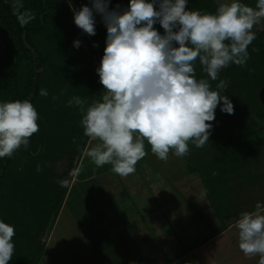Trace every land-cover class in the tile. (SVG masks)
Wrapping results in <instances>:
<instances>
[{
    "label": "clouds",
    "instance_id": "obj_1",
    "mask_svg": "<svg viewBox=\"0 0 264 264\" xmlns=\"http://www.w3.org/2000/svg\"><path fill=\"white\" fill-rule=\"evenodd\" d=\"M109 3L91 0V7L73 9L74 24L83 33L96 35L99 14L107 36L96 69L103 94L91 103L73 96L67 104L82 114L84 135L99 141L87 152L92 163L98 168L111 165L115 174L126 177L147 155L145 141L162 161L170 151L182 158L189 154L190 141L196 148L209 141L218 105L221 112L234 114L233 103L221 94L228 81L220 80L216 90L210 81L230 64L246 65L248 47L256 39L253 29L264 21V0L254 7L230 0L215 13L189 10L188 0H130L127 8L111 10ZM14 9L22 27L35 19L20 0ZM157 23L163 34L154 27ZM73 46L79 48L81 41ZM197 60L207 78H197ZM39 94L47 97L48 91L40 89ZM38 120L27 99L0 102V158L27 147L39 131ZM236 227L239 249L264 264V205L258 202L253 211L242 212ZM14 236V226L0 220V264L12 259Z\"/></svg>",
    "mask_w": 264,
    "mask_h": 264
},
{
    "label": "rangeland",
    "instance_id": "obj_2",
    "mask_svg": "<svg viewBox=\"0 0 264 264\" xmlns=\"http://www.w3.org/2000/svg\"><path fill=\"white\" fill-rule=\"evenodd\" d=\"M215 1L219 4L230 2V0ZM95 20L96 35L81 34L78 39L81 41V46L79 48L71 47L72 67L66 65L65 55L58 48V42L63 38L68 27L74 24L73 19L62 18L60 20V28L54 30L45 45L49 56L42 74V80H46L45 88L43 89L50 92L48 83L51 80H57L61 88L59 87L58 97L53 99L56 100L54 103H50L48 96L40 98V111L42 110V114L45 112L49 114L50 120L42 116L43 120H46L47 124H49V121L52 123V118L56 114L53 111L52 104L57 106L56 116L60 120L59 124L64 134L66 133L64 140L67 144L60 151L68 153L71 163L69 165L68 158L61 156L59 158L55 157L48 165L46 160L49 158L48 156H51L48 155L45 158L22 159L15 164L13 170L14 175L17 176V185L15 183L17 187L15 194L17 197H14V184H12V190L8 188L10 199H3V194L0 193V220L15 228V236L13 237L15 248L9 264H56V261H53L52 253L47 250V252H44V248L49 246L48 244L52 240L49 229L54 225L57 218L54 217L52 221H46V223L41 224V221L45 219V215L44 210L39 208L48 207L49 201L46 196L49 199L57 198L60 191L64 190L66 191V200L70 192L73 194V191L76 190L77 192L72 197V200L78 201L82 207H88L83 193L79 191L82 189L77 187V180L75 179L78 178V166L85 152V149L82 151L77 147L84 142L87 146L90 137L84 135L82 126L81 132H76L75 135V129L81 125L77 116L78 112H76L79 109L77 106H68V113H63L61 102H64V99L68 101L73 96H79L89 101L93 95L96 85L94 81L95 68L83 51L84 43L87 40L93 46L95 45L94 49L96 51L91 56L95 62L94 64L99 67L104 48L106 47L105 40L107 36L106 27L102 23L99 14L95 15ZM253 30L255 33H258L259 30L263 31L264 25L259 24ZM3 49L4 44L0 37V53ZM73 66L77 67L79 71ZM31 69V62L27 60L19 65L17 73L23 76L20 82L21 87L26 85L27 79L25 75ZM5 101H10L9 91L0 88V102ZM218 108H220L219 105ZM222 116L221 114L218 115L220 118ZM248 124L250 125L247 122L244 127H232L230 128L231 130H227V134L216 131L211 132L209 141L202 148H196L190 141L189 154L184 156L183 159L186 162V158H188L192 164H189L190 161L188 164L183 161V169L181 173L179 170L174 173L172 185H166L168 183L162 179L159 180V178L154 180L155 188L153 190L155 194L153 195L139 190L141 194H136L132 197L127 192L130 195V198L128 197V205H124V207L122 206L117 210H125L129 216L132 214L136 221L133 224H137L140 218V225L144 224V227L150 226L149 229L132 228L127 223L129 226L127 231L131 233L134 241V247H131V249H134V264H258L259 256L246 257L239 249L237 228L229 229L216 235L220 230L227 229V226L239 218L242 212L253 211L258 202L264 205V189H260V191L253 189L251 193H248L245 205L243 206L242 203L239 205L238 191L241 187L243 188V185L241 184L240 186L239 183L233 182L232 176L228 179V172L225 170L227 166L231 168L230 162L239 165L240 169L246 170V173H253V160L258 159L264 165L263 124L258 127L248 126ZM236 134L240 135V140H236ZM71 138H74V140ZM226 141L227 144H224ZM97 143L99 141L92 140L90 149ZM230 149H234V151L237 149L234 154L238 153V156L245 151L247 155L240 158L244 159V157H247L245 163L240 164L237 157L230 158L232 154H227ZM45 150L51 152L59 151L48 147ZM77 151H82L79 157L75 154ZM170 152L172 153L173 151ZM170 152L168 156H173ZM151 157L154 160L158 159L155 154ZM153 163L155 165H150L148 162H144L143 165L147 168H154L157 163L156 161H153ZM37 165L40 166L39 171L37 170ZM256 166L254 165V167ZM178 167L176 166L177 169ZM111 174L114 175L115 173L113 171L107 173L108 176ZM260 174H264V169L260 171ZM26 175L33 178L34 181L25 180V178H29ZM39 180H48L50 182L48 185L51 186ZM261 180L263 182V178ZM11 181L9 177L6 178L7 184H11ZM156 181L162 182L156 183ZM30 193L31 195H29ZM40 193L45 194V197L41 198V203H35L40 197ZM145 199L149 203H144ZM110 200L115 206L120 204L116 199L113 201V198H111ZM121 200L122 198L118 201L121 202ZM142 200L143 203H140ZM187 201L191 204L187 205ZM211 202L216 208H212ZM244 207L245 209H243ZM228 218L230 223L227 222ZM107 228L106 230H109L111 226L107 225ZM108 235L114 237L113 235ZM55 247L58 248V244ZM59 248L62 249V246ZM117 248L121 250L122 247L117 245ZM137 251H139L138 256ZM57 257L58 264H68L63 263V261L59 262L60 256ZM128 262L132 263V261Z\"/></svg>",
    "mask_w": 264,
    "mask_h": 264
},
{
    "label": "trees",
    "instance_id": "obj_3",
    "mask_svg": "<svg viewBox=\"0 0 264 264\" xmlns=\"http://www.w3.org/2000/svg\"><path fill=\"white\" fill-rule=\"evenodd\" d=\"M15 2L16 0H0V37L4 44V49L0 53V88L9 91L10 101H23L27 99L34 105L39 115V120L37 121L39 124V131L29 138L27 147L22 145L11 157L0 158V193L3 194L2 198L5 200L10 199L8 188L12 190V184L15 185L16 183L17 185V176L14 175L13 169L15 164L19 163L22 159L45 158L51 155L48 156L49 158L46 160L48 164L52 162L55 157L59 158L64 156L68 158L69 165L71 163L68 153L60 151V149L67 144L64 140L66 133L64 134L59 124L60 120L58 116H56L57 106L52 104L53 111L56 113L52 118V123H54L52 124L49 121V124H47L42 116L44 118L47 117L49 120L50 116L47 112L42 114V110L40 111V98L42 96L39 94V90L45 88L44 85L46 84V80H42L46 60L49 56L45 49V45L48 43L47 41L50 39L54 30L60 28V20H62V18L73 19V9L79 10L82 5L91 7V0H20L23 4V9L30 10L35 16V19L22 27L18 22L17 14L14 9ZM129 2L130 0H110L109 9H114L117 5H120L121 9H125L129 6ZM240 2L254 7L257 0H240ZM218 5L219 3L215 0H188L187 7L189 10H201L202 12L215 13ZM154 27L161 34L164 33L163 28L158 23L155 24ZM81 34L84 35L85 33L73 24L68 27L63 38L58 42V48L65 55V63L68 66L72 67L70 51L73 42L78 40ZM253 49H258V51H253ZM83 51L87 54L86 57L95 68L94 81L96 85L93 95L89 100V103H91L92 100L98 99L103 94V86L96 72L98 67L94 64L95 62L91 56L92 53L96 51L93 44L85 40ZM248 52L250 54V59L245 66L230 64L227 68L220 71L216 81H210L212 89L216 90V84H218L220 80H227L228 87L221 94L227 95L234 105V114L231 115L221 112L218 107L216 108L215 120L210 122L213 124L211 132L216 131L227 134L228 129L232 127H244L247 125V122L253 127H258L261 124H263L262 126L264 127V30L256 33V39L249 45ZM25 60L31 62L32 69L25 75L27 79L26 85L21 87L20 82L23 76L17 73V69ZM195 67L198 79L207 78L198 60L196 61ZM74 68L78 70L77 67ZM48 86L50 88V92H48L49 101L50 103H54L56 100H53V97H58V91L61 85L58 84L57 80H51ZM61 109L63 113H68L69 109L66 99H64V102H61ZM76 112H78L77 116L79 121H81L82 114L79 111ZM220 114L222 116L221 118L218 117ZM250 125L248 124V126ZM75 130V135L76 132L80 133L81 125ZM236 137V140H240V135L236 134ZM71 139L74 140V138ZM84 143L77 148L83 151L86 146ZM224 144H227V141L224 142ZM47 147L59 151L51 152L45 150ZM235 151H237V149H235ZM235 151L234 149H230L227 154L234 155ZM81 152L77 151L75 154L79 157ZM186 160L189 163L190 160H188V158H186ZM189 164H192V162L190 161ZM7 177H9L10 181L12 180L11 184H7ZM25 180L34 181V179L30 177L25 178ZM41 182L46 185L50 183L48 180ZM16 185L14 187L15 191L13 190L14 194L17 192ZM65 193L66 191L61 190L57 198L54 197L49 199L46 196L49 201L48 207L44 208L41 206L42 208H39L44 210L43 212L45 215V219L42 221L40 220L41 224L46 223V221L50 222L54 217L59 215L65 200ZM29 195H31V193ZM39 196L37 195L39 198L35 203H41V198L45 197V194L40 193ZM14 197H17V195L15 194ZM38 224L40 225V223ZM223 231L224 230H220L216 235Z\"/></svg>",
    "mask_w": 264,
    "mask_h": 264
},
{
    "label": "crops",
    "instance_id": "obj_4",
    "mask_svg": "<svg viewBox=\"0 0 264 264\" xmlns=\"http://www.w3.org/2000/svg\"><path fill=\"white\" fill-rule=\"evenodd\" d=\"M260 24L263 26L264 21ZM260 31L261 30L258 32ZM91 144L92 139L90 138L85 148L84 155L81 157L80 165L78 166V178L75 179L77 180V187L84 190L79 191L83 193L88 207H82L78 201L72 200V197H74L77 192L76 190L73 191V194L70 192L68 196H72L70 199L69 197L66 198L59 215L55 219L56 222L49 229L52 240H50L49 246L44 248V252L47 250L52 253L53 261L55 260L56 264H58L57 256H60L59 262L63 261V263L68 264H130L128 261H132L131 264H134V249H131V247H134V241L132 240L133 236L131 233L127 231L129 228L127 223H129L132 228L149 229L150 226L144 227V224L140 225V218L137 224H133V222L136 221L132 214L129 216L127 211H119L117 209L122 206L124 207V205H128V197L130 198L128 193H130L132 197L136 194H141V191L148 192V194L151 195L155 194L153 190L155 188V179L160 178L159 180L162 179L168 183L166 185H172L174 173L177 170L181 173L183 161L185 162V160L183 157L175 156L174 152H170L174 157L168 156L167 161H162L160 159L154 160L151 157L152 160L150 158V156L153 155L151 147L147 141H145V151L147 155L137 162L135 166L136 171L126 177L117 174H111L109 177L107 173L112 171L111 165H104L98 168L87 156ZM246 155L247 153L243 151L240 156L236 153L230 156V158L237 157V160L241 164L245 163L247 157H244V159L240 158ZM153 161L157 163L154 168L144 167V162L155 165ZM255 161L253 160V173H246V170L240 169L239 165L236 163L233 164L232 162H230L231 168L227 166L225 169L228 172V179L232 176L233 182L239 183L240 186L241 184L243 185V188L241 187L238 191L239 205L241 203L243 206L245 205L248 193H251L253 189L258 191L264 189V174H260V171L264 169V165L260 163L258 159ZM185 164H188V162L186 161ZM254 165L258 167H254ZM176 166H179L178 169ZM262 178L263 182L261 180ZM159 182L156 181V183ZM111 198H113V201L116 199L120 204L115 206L112 200H110ZM120 198H122L121 202L118 201ZM146 202L149 203L147 199L144 200V203ZM140 203H143V200ZM186 204L188 205L191 203L187 201ZM211 205L213 209L216 208L212 202ZM243 209H245V207ZM238 219L239 218L228 225L227 229L222 230L226 231L237 228L236 221ZM227 222L230 223L229 218ZM107 225L111 226L109 230H106L108 229ZM108 234L114 237H110ZM57 244L58 248L55 247ZM117 245L122 247L121 250L117 248ZM60 246H62V249L59 248ZM137 252L138 256L139 251Z\"/></svg>",
    "mask_w": 264,
    "mask_h": 264
}]
</instances>
